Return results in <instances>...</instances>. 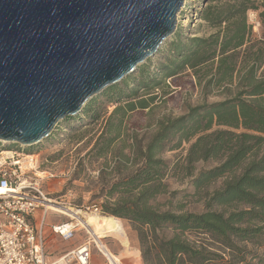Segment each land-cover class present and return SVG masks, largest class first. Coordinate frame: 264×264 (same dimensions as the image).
<instances>
[{"label": "trees", "instance_id": "trees-1", "mask_svg": "<svg viewBox=\"0 0 264 264\" xmlns=\"http://www.w3.org/2000/svg\"><path fill=\"white\" fill-rule=\"evenodd\" d=\"M249 11L259 12V35L247 23ZM198 14L210 33L177 34L159 73L188 71L200 97L224 98L203 99L159 123L149 143L132 152L135 169L110 185L101 212L131 224L142 264H264V0H208ZM125 98L108 118L117 116L114 139L95 147L97 157L118 138L123 118L155 99ZM182 143L188 149L170 167L161 156ZM170 172L191 190L170 191ZM190 200L201 210H188Z\"/></svg>", "mask_w": 264, "mask_h": 264}, {"label": "water", "instance_id": "water-1", "mask_svg": "<svg viewBox=\"0 0 264 264\" xmlns=\"http://www.w3.org/2000/svg\"><path fill=\"white\" fill-rule=\"evenodd\" d=\"M183 9L184 0H0V143L33 146L81 114L158 53Z\"/></svg>", "mask_w": 264, "mask_h": 264}, {"label": "rangeland", "instance_id": "rangeland-1", "mask_svg": "<svg viewBox=\"0 0 264 264\" xmlns=\"http://www.w3.org/2000/svg\"><path fill=\"white\" fill-rule=\"evenodd\" d=\"M207 1L184 0V9L177 17L174 35L164 43L153 58L140 66L135 73L93 98L88 103L90 106L88 114H83L82 111L78 116L61 122L48 138L38 144L26 147V152L38 155L41 169L54 176L43 186L44 192L50 199L61 201L68 209L80 211L81 214H84L82 210L84 211L92 205L101 209L107 201L110 185L119 177L125 176L135 169L132 152L137 148H144L149 143L158 130L159 123L185 115L189 108L201 104L203 99L210 104L224 98L216 95L200 97L193 86V80L188 71L173 78L162 77L159 73L160 65L165 63L166 57L170 55L169 44L177 34L182 35V38H190L203 37L210 33V30L199 19L198 14ZM249 12L255 13L257 18L259 17V12ZM247 23L255 35L261 34L263 27L261 22L257 30H253L248 18ZM143 81L148 83L150 88H147L146 84L142 83ZM132 91L135 95L130 93ZM125 97H138V99L155 97V99L148 109L128 113L122 120L118 138L110 144L105 155L97 157L94 151L95 147L98 146L99 149L109 139H114V134H109V130L116 124L117 116L111 120L108 118L116 106L126 100ZM174 141L169 144V147L174 145ZM188 146L187 143H182L180 149L166 152L161 157L171 167L172 163L185 155ZM125 155L131 157L128 163L122 159ZM166 182L170 191L191 190L188 180L178 181L172 177V172L168 175ZM189 202L188 210H201L198 203H191V200ZM37 213L39 215V211ZM49 216L53 218L51 220L53 223H63L69 219L52 212L48 213ZM82 216H86L85 218L94 227L100 223L98 216L94 217L88 213ZM99 218L104 223L102 226L98 224V227H104L101 233L107 253L110 254L108 248L116 256L129 252L133 255L132 258L120 257L126 264H131L133 258H137L139 264H142L137 235L131 224L122 219L108 218L103 214ZM111 223L119 225L122 239L117 238L114 234H106L111 231L110 225H107ZM45 232V252L50 258H56L73 249L85 238V234L79 232L73 240L63 242L53 235L48 227ZM93 254H99L104 261L103 256L96 249ZM108 254L105 256L107 257Z\"/></svg>", "mask_w": 264, "mask_h": 264}, {"label": "built area", "instance_id": "built-area-1", "mask_svg": "<svg viewBox=\"0 0 264 264\" xmlns=\"http://www.w3.org/2000/svg\"><path fill=\"white\" fill-rule=\"evenodd\" d=\"M247 18L253 30L260 27L255 13L249 12ZM25 149L22 145L0 143V264H90L91 250L95 247L108 263L89 230L76 219L87 213L101 216L96 205L82 210L84 214L74 210L76 218L69 217L68 221L52 227V233L63 242L73 240L79 232L85 238L56 258L47 256L43 225L51 212L48 206L62 208L64 203L50 199L44 192V184L54 176L41 169L38 155ZM38 211L42 217L36 225Z\"/></svg>", "mask_w": 264, "mask_h": 264}, {"label": "bare ground", "instance_id": "bare-ground-1", "mask_svg": "<svg viewBox=\"0 0 264 264\" xmlns=\"http://www.w3.org/2000/svg\"><path fill=\"white\" fill-rule=\"evenodd\" d=\"M48 207H49V210L51 212L58 213L60 215L68 217V218L69 217L76 218L74 215H77V213H75L74 211H72V210H70L68 208L64 209V208H59V207L52 206V205H49ZM85 217L86 216H80V218H76V219H79L80 224L82 226H84L86 229L89 230L90 234L93 236L95 244L102 251V253L108 254L107 250H106V247L103 245L104 243L102 242L101 230H103L104 227H100V228L98 227V224H100L101 226L104 224L103 221L99 217H97L100 223H98L96 225L97 227H94V225H92ZM106 258L108 259V264H126L119 256H116V255L108 254V256ZM131 264H139L138 259L137 258H133L131 260Z\"/></svg>", "mask_w": 264, "mask_h": 264}, {"label": "crops", "instance_id": "crops-1", "mask_svg": "<svg viewBox=\"0 0 264 264\" xmlns=\"http://www.w3.org/2000/svg\"><path fill=\"white\" fill-rule=\"evenodd\" d=\"M38 213H36V215H35V224L37 225V224H39L40 223V221H41V215H40V213H39V215H37ZM53 218H51V216H49L48 217V213H47V215H46V217H45V220H44V225H43V233H44V237H45V234H46V230H47V227H48V230L50 229L51 230V232H52V227L54 226V225H56V224H59V223H53L51 220H52ZM55 219V218H54ZM107 225H110V229H111V231H109L108 233H106V234H114V236H116L117 238H120V239H122V233H121V229H120V227H119V225L117 224V223H111V224H107ZM53 234V233H52ZM54 235V234H53ZM95 250V249H94ZM93 248H92V250H91V256H90V264H107L106 263V260H105V258L104 257H102V258H104V261H103V259H101V257H100V255L99 254H93ZM108 251H109V253L110 254H112L111 253V251L109 250V248H108ZM113 255V254H112ZM119 257H127V258H132L133 257V255L132 254H130L129 252H124L123 254H121ZM124 258V259H125Z\"/></svg>", "mask_w": 264, "mask_h": 264}]
</instances>
